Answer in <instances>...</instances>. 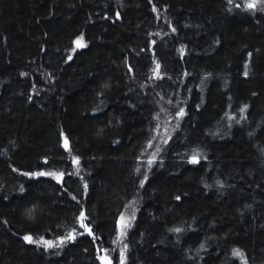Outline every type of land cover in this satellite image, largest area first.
<instances>
[{
  "label": "trees",
  "instance_id": "obj_1",
  "mask_svg": "<svg viewBox=\"0 0 264 264\" xmlns=\"http://www.w3.org/2000/svg\"><path fill=\"white\" fill-rule=\"evenodd\" d=\"M119 248L264 264V0H0V264Z\"/></svg>",
  "mask_w": 264,
  "mask_h": 264
},
{
  "label": "rangeland",
  "instance_id": "obj_2",
  "mask_svg": "<svg viewBox=\"0 0 264 264\" xmlns=\"http://www.w3.org/2000/svg\"><path fill=\"white\" fill-rule=\"evenodd\" d=\"M65 139L63 140V145L65 146ZM130 221V217L127 214H122L120 215L118 221H117V226H118V231H119V236H121L125 230V228L128 226ZM65 238L59 239L58 241H53L52 245L59 244L63 242ZM120 254H119V261L117 264H122V250L119 248ZM100 259L103 264H114V261L112 259V256L109 251H101L100 253Z\"/></svg>",
  "mask_w": 264,
  "mask_h": 264
},
{
  "label": "snow or ice",
  "instance_id": "obj_3",
  "mask_svg": "<svg viewBox=\"0 0 264 264\" xmlns=\"http://www.w3.org/2000/svg\"><path fill=\"white\" fill-rule=\"evenodd\" d=\"M255 5L254 4H250L249 7H254ZM79 47H83V44H78ZM65 146L67 147V141H65ZM78 163V161H77ZM83 216V214H81ZM74 237H69V239H73ZM25 239L29 240L31 242V237H25ZM236 255H240V253L237 251L235 253Z\"/></svg>",
  "mask_w": 264,
  "mask_h": 264
},
{
  "label": "water",
  "instance_id": "obj_4",
  "mask_svg": "<svg viewBox=\"0 0 264 264\" xmlns=\"http://www.w3.org/2000/svg\"><path fill=\"white\" fill-rule=\"evenodd\" d=\"M87 230H88V228H87Z\"/></svg>",
  "mask_w": 264,
  "mask_h": 264
}]
</instances>
